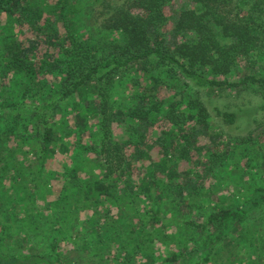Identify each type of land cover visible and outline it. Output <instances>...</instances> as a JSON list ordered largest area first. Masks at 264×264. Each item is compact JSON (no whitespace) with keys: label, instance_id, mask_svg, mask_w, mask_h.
<instances>
[{"label":"trees","instance_id":"16d2710c","mask_svg":"<svg viewBox=\"0 0 264 264\" xmlns=\"http://www.w3.org/2000/svg\"><path fill=\"white\" fill-rule=\"evenodd\" d=\"M167 1L53 0L42 8L37 0H0V17L20 14L29 20L30 5L39 17L31 18L32 26L36 31L47 28L51 44L58 41L31 57L34 46L22 47L8 35L0 41L2 73L11 72L19 86V101L0 102V113L6 111L9 120L0 130V153L12 137L20 148L32 139V168L42 173L57 135L48 113L61 112L63 103L90 94L95 100L84 101L94 108L89 113L78 109L76 126L85 131L93 116L97 140L92 141L98 147L93 153L97 167L88 174L76 166L56 176L60 197L44 202V209L28 220L37 230L54 222L63 229L44 230L46 244L32 246L27 253L7 245L0 231V264H68L62 243L66 225L79 213L88 216V230L85 226L77 232L79 240L87 242V251L80 252L102 261L211 264L225 248L238 249L248 242L253 250L244 264H264V238L254 244L250 231L243 232L250 214L264 205V184L251 187L243 197L209 201V206L197 197L196 178L179 172L182 162L193 165L196 137L209 132L211 118L226 128L239 123V111L231 105L213 106L211 117L205 105L211 95L236 97L250 88L264 93V50L253 55L264 48V23L255 19V8L243 14L239 0H192L194 6L180 10L170 24ZM258 1L264 6V0ZM242 63L248 67L244 73ZM126 77L139 89L133 88L122 105L113 90L115 79L124 80L125 86ZM22 109L32 110L24 120ZM118 121L129 132L122 141L113 132ZM159 123L168 129L154 144L150 132ZM17 124H23L25 137L19 136ZM84 146L90 149L88 142ZM212 153L202 160L207 157L206 165L220 166L224 158ZM97 170L103 172L100 177ZM7 171L8 165L0 167V173ZM111 209L117 213L111 214ZM173 238L176 243L170 247L175 251L161 256L156 242ZM256 252L261 255L253 256Z\"/></svg>","mask_w":264,"mask_h":264},{"label":"rangeland","instance_id":"374dc122","mask_svg":"<svg viewBox=\"0 0 264 264\" xmlns=\"http://www.w3.org/2000/svg\"><path fill=\"white\" fill-rule=\"evenodd\" d=\"M53 0H37L38 5L42 8L49 6V2ZM44 2V3H43ZM165 7L167 17L170 19V24L175 21L177 14L183 8H191L194 6L192 0H168ZM240 2L241 5H240ZM28 5V4H26ZM240 10L246 13L249 9L255 8L257 16L255 19L264 23V6L259 5L258 0H239ZM30 21L20 18V14L16 17H8L3 15L0 17V41L7 35L21 42V46L30 48V56L42 55L48 47L58 45V41L51 44V39L48 38L47 28L36 31L32 26L31 18L37 17L36 10L28 5ZM44 10V9H43ZM45 12L47 10H44ZM32 16V17H31ZM248 19V18H246ZM41 20V19H40ZM39 20V21H40ZM41 22V21H40ZM39 22V23H40ZM38 24V22H37ZM36 45V46H35ZM261 49L258 48L253 52V55H259ZM2 58L4 55L0 53V102L12 100L19 101L18 87L11 76V72L5 75L2 73ZM248 69L245 63L240 65L241 72H246ZM127 84L124 86V80L115 79L116 86L113 90V95L117 99V103L124 104L125 98L130 94L133 88L139 89L135 81L131 82L130 77H126ZM16 87V88H14ZM50 88V86H49ZM162 93L164 91L162 90ZM166 95V93H165ZM264 93L255 88H250L241 92V95L236 97L222 96L217 97L216 94L211 95V100L207 101L208 110L212 117L211 108L213 106H229L231 105L235 111H239V123L236 127L226 128L219 125L213 118L210 120L211 127L208 131L202 132L196 137V150L193 165L190 162H182L179 172L190 174V177L196 178V184L200 193H197L198 199L206 201L211 206L212 203L221 202L224 198L231 200L236 197H243L246 192L250 191L251 187L264 184ZM55 98V94L48 97ZM95 96L89 95L85 101L95 100ZM84 99L75 98L61 105V112L48 113V120L56 128V139L53 145V154L50 157L45 170L38 173L37 168H32L36 164V156L33 149V140H25V144L20 148V141L12 137L7 143L1 146L0 167L6 165L9 171L0 173V231L5 234V243L10 245L14 250L27 253L32 246L42 248L46 244L47 233L44 230H54L55 227L63 229L62 223H46L47 226L39 227L28 222L30 216L38 214L39 210L44 209V202H50L60 197L61 183L57 181L56 176L64 174L65 171L77 166L90 174L93 168L97 167L96 156L94 152H98L97 144L92 140H97L96 124L93 116L88 119L84 125L85 131L76 126L75 112L78 109H83L87 113L93 110L94 105L86 103ZM20 116L24 120L29 116L32 110L22 109L19 111ZM6 111L0 113V130L5 128V123L8 122ZM23 124H17L19 136L25 137V131L22 128ZM168 129L165 124L159 123L150 132V139L155 144L162 133ZM113 132L115 139L122 141L129 135L126 126L123 123L115 122L113 124ZM29 137V136H28ZM82 138V142L79 141ZM94 138V139H93ZM91 141V142H90ZM81 142V143H79ZM90 147L86 148L87 144ZM3 143L0 142V145ZM93 146V147H92ZM221 155L224 162L212 165L207 164L208 153ZM202 160V156H206ZM83 157V158H80ZM9 158V160H7ZM10 162V164H9ZM145 162V161H144ZM145 166L150 165V161H146ZM139 165H141L139 163ZM53 172L60 173L53 175ZM103 174L101 170H97L95 175L100 177ZM52 184L50 188L49 185ZM190 190L192 187L189 188ZM53 190V191H52ZM52 192V193H51ZM39 209V210H38ZM111 214H116V209H111ZM179 214L182 215V207L179 209ZM102 212H104L102 210ZM92 214V213H91ZM183 216V215H182ZM86 214L79 213V217L73 219L66 226L67 235L62 243V253L68 264H116L114 261H102L95 256L93 257L86 252H80L81 249L86 250V241L79 240L77 232L82 233V230L88 227L86 224ZM180 219H184L180 217ZM77 220L75 226L68 227ZM31 221V220H29ZM246 231L252 234V242L256 244L264 238V205L256 209L250 214L246 222ZM86 224V225H84ZM78 225V226H77ZM88 230V228H87ZM171 236L175 235L172 229L169 231ZM86 233V230H85ZM242 233V231H241ZM71 235L75 236L71 238ZM28 236V237H27ZM61 236V235H60ZM27 237V240H26ZM181 239V238H179ZM237 241H240L236 238ZM73 240V241H72ZM236 243H239L237 242ZM172 243H176L173 239H168L164 244L160 241L156 242L157 250L161 256H167L169 251H175ZM244 242L238 249L234 247L225 248L214 258L211 264H244L250 256V250L253 248ZM258 244V243H257ZM261 245V241H260ZM87 251V250H86ZM237 252V255H235ZM250 252V253H249ZM261 253L253 254L260 256ZM124 261H121L123 263ZM128 264H134L129 262ZM135 264H144V259Z\"/></svg>","mask_w":264,"mask_h":264}]
</instances>
